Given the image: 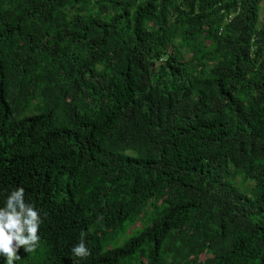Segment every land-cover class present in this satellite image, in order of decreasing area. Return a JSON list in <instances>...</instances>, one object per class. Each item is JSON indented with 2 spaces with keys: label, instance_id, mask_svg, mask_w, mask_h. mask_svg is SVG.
<instances>
[{
  "label": "trees",
  "instance_id": "16d2710c",
  "mask_svg": "<svg viewBox=\"0 0 264 264\" xmlns=\"http://www.w3.org/2000/svg\"><path fill=\"white\" fill-rule=\"evenodd\" d=\"M263 2L0 0L16 264H264Z\"/></svg>",
  "mask_w": 264,
  "mask_h": 264
},
{
  "label": "clouds",
  "instance_id": "9594fccd",
  "mask_svg": "<svg viewBox=\"0 0 264 264\" xmlns=\"http://www.w3.org/2000/svg\"><path fill=\"white\" fill-rule=\"evenodd\" d=\"M42 224L41 210L34 202L26 199L25 189H14L8 195L4 206L0 207V257L5 259L6 264H16L21 260V247L27 253L34 252L39 247ZM71 251L77 257L90 255V248L83 235Z\"/></svg>",
  "mask_w": 264,
  "mask_h": 264
},
{
  "label": "rangeland",
  "instance_id": "374dc122",
  "mask_svg": "<svg viewBox=\"0 0 264 264\" xmlns=\"http://www.w3.org/2000/svg\"><path fill=\"white\" fill-rule=\"evenodd\" d=\"M264 3V2H263ZM261 4V6H260V17H261V20L262 21H264V15H263V12H262V9H263V6H264V4ZM204 259V257H201V260H203Z\"/></svg>",
  "mask_w": 264,
  "mask_h": 264
}]
</instances>
